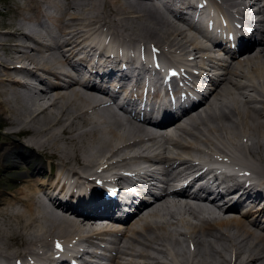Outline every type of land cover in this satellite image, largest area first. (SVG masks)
Returning a JSON list of instances; mask_svg holds the SVG:
<instances>
[{
    "label": "bare ground",
    "instance_id": "obj_1",
    "mask_svg": "<svg viewBox=\"0 0 264 264\" xmlns=\"http://www.w3.org/2000/svg\"><path fill=\"white\" fill-rule=\"evenodd\" d=\"M222 1L254 31L264 23V0ZM7 8L4 14L12 12L16 21L0 23V258L40 255L43 264H60L46 250L49 241H58L80 247L82 255L88 245L97 257L106 255L100 249L110 256L113 251L116 264H264V203L246 184L236 183L243 195L226 209L213 201L181 204L166 198L148 218L138 217L147 219L137 232L120 236L86 216L97 214L93 200L71 207L49 195L52 175L30 164V159H45L58 166L57 181H69V188L92 177L108 178L116 195H135L149 192L152 181L139 172V157L158 150V158L185 170L196 166L189 160L193 156L229 158L246 180L264 186V42L228 57L226 44L208 46L199 31L164 13L160 0H13ZM134 43L142 50L149 46L162 59L186 55L212 83L208 98L190 111L185 125L155 130L136 123L80 82L81 68L71 61L76 50L88 54L100 45L128 52ZM88 65L96 62L90 59ZM102 67L95 68L106 76ZM31 78L53 84V92L30 94ZM95 154L106 160L96 162ZM19 162L32 169L30 176H11L10 168ZM247 201V213L239 215ZM92 235L109 240L98 244Z\"/></svg>",
    "mask_w": 264,
    "mask_h": 264
},
{
    "label": "rangeland",
    "instance_id": "obj_2",
    "mask_svg": "<svg viewBox=\"0 0 264 264\" xmlns=\"http://www.w3.org/2000/svg\"><path fill=\"white\" fill-rule=\"evenodd\" d=\"M13 4V0H0V23H3V22H5V23H8L10 20L11 21H16V15L15 14H13L12 12L11 13H9L8 15L7 14H4V12H6L7 11V7L9 6H11ZM151 49H154L153 47H151ZM1 54H4V55H8V54H6V53H4V52H1ZM64 84H66V83H64ZM69 87V86H68ZM67 87V88H68ZM76 88V87H75ZM69 89H71V88H69ZM77 89V88H76ZM87 111V113H88V110L87 109H84V113ZM93 111H91V113H92ZM90 114V113H89ZM26 137V136H25ZM24 137V138H25ZM24 138H21L22 140L24 139ZM1 140V139H0ZM0 146H1V142H0ZM101 154H105V153H101ZM106 154H107V152H106ZM107 157H109V155L107 156ZM103 155L102 156H100V155H97L96 156V154L95 155H93V160H95L96 162H103V161H105L106 160V158H103ZM100 159V160H99ZM99 160V161H98ZM32 161V160H31ZM31 164V166H33V167H35L34 166V164L35 163H30ZM38 165V163H36V166ZM131 166L133 167L134 166V164H131ZM127 168H129V167H127ZM10 170H11V176H13L14 178H22V177H24V176H30L31 175V173H32V169L31 168H29V167H27L26 166V164L25 163H23V162H19V163H17L16 164V166H12L11 168H10ZM3 187H8V185L7 186H3ZM79 222V221H78ZM79 224L81 225V227L83 226V224H82V222H79ZM186 247H187V244H186ZM224 250L222 253H226V251H225V248H224V246L222 245V248H221V250ZM225 256L228 258V256L225 254Z\"/></svg>",
    "mask_w": 264,
    "mask_h": 264
},
{
    "label": "snow or ice",
    "instance_id": "obj_3",
    "mask_svg": "<svg viewBox=\"0 0 264 264\" xmlns=\"http://www.w3.org/2000/svg\"><path fill=\"white\" fill-rule=\"evenodd\" d=\"M59 247V245H57Z\"/></svg>",
    "mask_w": 264,
    "mask_h": 264
}]
</instances>
